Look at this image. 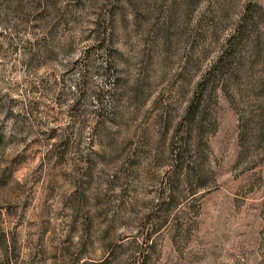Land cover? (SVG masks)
I'll return each instance as SVG.
<instances>
[{"label": "rangeland", "instance_id": "374dc122", "mask_svg": "<svg viewBox=\"0 0 264 264\" xmlns=\"http://www.w3.org/2000/svg\"><path fill=\"white\" fill-rule=\"evenodd\" d=\"M0 264H264V0H0Z\"/></svg>", "mask_w": 264, "mask_h": 264}]
</instances>
